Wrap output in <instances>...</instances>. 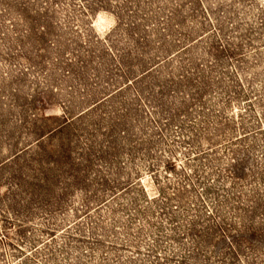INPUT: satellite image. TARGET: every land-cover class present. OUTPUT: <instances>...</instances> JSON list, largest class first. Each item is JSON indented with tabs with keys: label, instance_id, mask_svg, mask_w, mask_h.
Wrapping results in <instances>:
<instances>
[{
	"label": "rangeland",
	"instance_id": "rangeland-1",
	"mask_svg": "<svg viewBox=\"0 0 264 264\" xmlns=\"http://www.w3.org/2000/svg\"><path fill=\"white\" fill-rule=\"evenodd\" d=\"M0 264H264V0H0Z\"/></svg>",
	"mask_w": 264,
	"mask_h": 264
}]
</instances>
